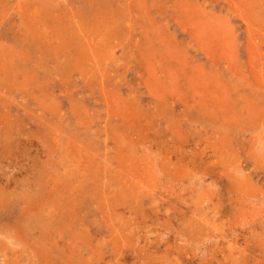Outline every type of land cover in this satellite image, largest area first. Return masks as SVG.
<instances>
[{"label":"rangeland","instance_id":"obj_1","mask_svg":"<svg viewBox=\"0 0 264 264\" xmlns=\"http://www.w3.org/2000/svg\"><path fill=\"white\" fill-rule=\"evenodd\" d=\"M0 264H264V0H0Z\"/></svg>","mask_w":264,"mask_h":264},{"label":"bare ground","instance_id":"obj_2","mask_svg":"<svg viewBox=\"0 0 264 264\" xmlns=\"http://www.w3.org/2000/svg\"><path fill=\"white\" fill-rule=\"evenodd\" d=\"M5 223V222H4ZM45 244V243H44Z\"/></svg>","mask_w":264,"mask_h":264}]
</instances>
